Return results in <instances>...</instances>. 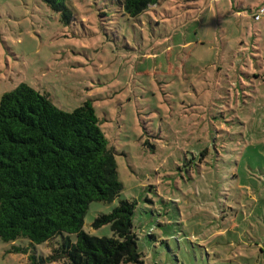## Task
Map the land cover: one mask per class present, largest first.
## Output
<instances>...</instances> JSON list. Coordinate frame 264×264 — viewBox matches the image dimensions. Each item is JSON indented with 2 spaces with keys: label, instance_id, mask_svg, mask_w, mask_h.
Returning a JSON list of instances; mask_svg holds the SVG:
<instances>
[{
  "label": "rangeland",
  "instance_id": "374dc122",
  "mask_svg": "<svg viewBox=\"0 0 264 264\" xmlns=\"http://www.w3.org/2000/svg\"><path fill=\"white\" fill-rule=\"evenodd\" d=\"M66 5L67 23L42 0H0V97L25 82L62 109L93 105L122 187L89 202L82 229L111 236L95 217L130 199L144 264H264V0H160L135 17ZM49 251L0 237V264Z\"/></svg>",
  "mask_w": 264,
  "mask_h": 264
},
{
  "label": "trees",
  "instance_id": "16d2710c",
  "mask_svg": "<svg viewBox=\"0 0 264 264\" xmlns=\"http://www.w3.org/2000/svg\"><path fill=\"white\" fill-rule=\"evenodd\" d=\"M42 1L69 22L67 0ZM159 2L116 0L121 14L129 17ZM121 187L114 153L91 102L65 110L25 82L1 95L0 237H25L50 248L45 256L30 253L29 264H144L132 230L134 200L120 199L95 217L96 226L110 224L111 236L82 229L89 202L110 201Z\"/></svg>",
  "mask_w": 264,
  "mask_h": 264
},
{
  "label": "built area",
  "instance_id": "2783aa9c",
  "mask_svg": "<svg viewBox=\"0 0 264 264\" xmlns=\"http://www.w3.org/2000/svg\"><path fill=\"white\" fill-rule=\"evenodd\" d=\"M264 14V8L259 9L257 13L253 15L254 19H259Z\"/></svg>",
  "mask_w": 264,
  "mask_h": 264
}]
</instances>
